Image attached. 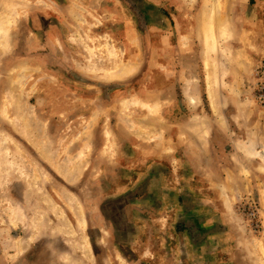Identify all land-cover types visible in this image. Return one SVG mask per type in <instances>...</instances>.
I'll return each mask as SVG.
<instances>
[{
	"label": "rangeland",
	"instance_id": "obj_1",
	"mask_svg": "<svg viewBox=\"0 0 264 264\" xmlns=\"http://www.w3.org/2000/svg\"><path fill=\"white\" fill-rule=\"evenodd\" d=\"M0 27V264H264V0H0Z\"/></svg>",
	"mask_w": 264,
	"mask_h": 264
},
{
	"label": "bare ground",
	"instance_id": "obj_2",
	"mask_svg": "<svg viewBox=\"0 0 264 264\" xmlns=\"http://www.w3.org/2000/svg\"><path fill=\"white\" fill-rule=\"evenodd\" d=\"M6 23L7 24H9L10 23V20L9 19H6ZM3 30V27H0V31H2ZM0 34H1V32H0ZM90 50V49H89ZM110 52V51H109ZM120 65V64H119ZM117 68V67H116ZM129 70L130 69H128V65L127 66H122V67H120V68H118L117 69V72L115 73V75L116 76H123V75H125L126 73H128L129 72ZM107 135H109L108 133H107ZM2 140V139H1ZM0 143H2V142H0ZM248 150V149H247ZM8 152V151H7ZM7 152H6V150H4V153L2 152V150H0V154L2 155V156H4V159H5V162L7 163V160H6V154H7ZM2 158V157H1ZM1 160V159H0ZM263 160H264V158H263ZM1 162H2V160H1ZM8 164V163H7ZM2 165V164H1ZM6 165V164H5ZM3 166V165H2ZM11 167V166H10ZM9 167V168H10ZM7 168V167H6ZM60 168V167H59ZM8 169V168H7ZM6 169V170H7ZM66 168L64 167V169L63 170H61L60 171V174L66 179V180H71L72 179V177H74L73 176V174H74V172H72V173H69V171L70 170H65ZM3 170H4V168H3ZM5 170V171H6ZM58 170H60V169H58ZM57 170V171H58ZM72 170V169H71ZM2 173V172H1ZM3 174V173H2ZM4 175V174H3ZM35 175V174H34ZM7 176V175H6ZM5 176V177H6ZM3 178V177H2ZM64 195V194H63ZM68 195V194H67ZM69 196V195H68ZM45 198V197H44ZM49 198V197H48ZM59 198V197H58ZM62 198V197H61ZM74 197H65V195H64V197H63V202H64V204L66 205L65 207H67L73 214H74V217H75V220H76V231H81L82 229H84L85 228V222H84V219H82V216H81V210H80V207H78V205L77 206H74V207H76V209L77 210H75L74 208V210H71L72 209V206H73V199ZM44 201H45V203H46V205H47V207L50 209V211L51 212H53L55 215H57L58 216V218L60 219V221H61V225H62V227L64 228V227H66L67 229L65 230V232L66 233H68L69 235H71V236H74V233H75V230L74 229H71L70 227H69V223L67 222V220L65 219V217H64V213L61 211V210H59L56 206H54L50 201H49V199H47V198H45L44 199ZM61 201V200H60ZM62 203V202H61ZM63 204V205H64ZM12 207V206H11ZM20 209V208H19ZM12 210V209H11ZM7 213V212H6ZM9 213V212H8ZM8 215V214H7ZM6 215V216H7ZM10 217V216H9ZM22 217H23V214L21 213V212H19V210L18 209H13L12 211H11V218L12 219H10L11 220V223L13 224V225H15V223L16 222H18L19 220H22ZM24 219V218H23ZM7 220V219H6ZM5 220V221H6ZM25 220V219H24ZM36 220V219H35ZM40 220V219H39ZM38 221V220H37ZM23 222V221H22ZM32 222H33V220H32ZM36 222V221H35ZM10 224V223H9ZM11 227V226H10ZM1 232V231H0ZM13 233V232H12ZM76 234V233H75ZM16 236V235H15ZM2 240V239H1ZM12 241V240H11ZM28 241V240H27ZM10 243V242H9ZM25 244V243H24ZM21 246H22V244H21V241H19L17 238H16V240H14V241H12V243H11V246H10V249H15L16 251H20L21 250ZM79 246V249L81 250V252L86 256V255H88V253H89V243H88V241H87V238L85 237V236H83L82 238H81V244H79L78 245ZM9 248V247H8ZM5 252V251H4ZM12 253V252H11ZM15 254V253H14ZM19 254V253H18Z\"/></svg>",
	"mask_w": 264,
	"mask_h": 264
}]
</instances>
